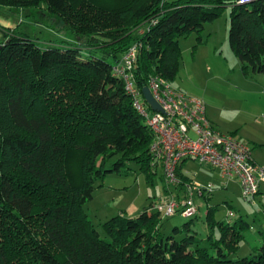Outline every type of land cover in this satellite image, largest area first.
<instances>
[{
	"label": "trees",
	"instance_id": "obj_1",
	"mask_svg": "<svg viewBox=\"0 0 264 264\" xmlns=\"http://www.w3.org/2000/svg\"><path fill=\"white\" fill-rule=\"evenodd\" d=\"M119 4L113 13L96 0H0L2 7L42 5L81 42L41 45L12 34L0 43V264H264V235L249 255L237 256L249 222L217 220L213 206L204 219L209 245L191 229V219L161 231V213L150 205L135 216L106 219L104 237L87 216L83 204L96 179L126 169L128 161L149 178L162 170L152 164V131L113 71L131 45L141 43L133 67L138 88L155 75L171 83L178 40L229 5L232 52L245 74L264 73V0ZM181 168L183 194L191 178Z\"/></svg>",
	"mask_w": 264,
	"mask_h": 264
},
{
	"label": "rangeland",
	"instance_id": "obj_2",
	"mask_svg": "<svg viewBox=\"0 0 264 264\" xmlns=\"http://www.w3.org/2000/svg\"><path fill=\"white\" fill-rule=\"evenodd\" d=\"M96 1L108 3L113 13L120 5L119 0ZM230 12L231 6L223 7L219 17L206 22L201 31L191 32L178 40L181 51L179 67L170 85L172 89L202 101L212 127L222 133L235 134L249 146L253 163L264 168V73L243 72L229 45ZM12 34L28 36L41 45H81L80 40L42 5L28 8L0 6V43ZM114 160L110 158L106 167L111 166ZM125 168L96 179L92 198L83 204L87 216L103 237L105 233L101 223L106 219L117 214L135 216L149 205L152 209L161 196L168 193L160 168L151 178L135 162L128 161ZM181 171L191 178L189 183L211 184L212 192L208 198L196 192L193 194L197 212L191 217L160 212L161 231L169 233L173 226H181L191 219V229L202 238L203 245H209V228L204 219L207 205L213 206L216 207L214 216L217 220H233L241 216L249 222L236 255L242 257L254 251L264 235V182L259 185L261 193L251 203L242 197L236 178H225L204 163L189 160L182 164ZM170 188L175 196H181L178 186ZM227 204L232 207L233 216H228L231 209ZM213 233L217 236L216 229Z\"/></svg>",
	"mask_w": 264,
	"mask_h": 264
},
{
	"label": "built area",
	"instance_id": "obj_3",
	"mask_svg": "<svg viewBox=\"0 0 264 264\" xmlns=\"http://www.w3.org/2000/svg\"><path fill=\"white\" fill-rule=\"evenodd\" d=\"M250 1L236 0V3ZM140 47L141 43L138 42L131 45L115 63L113 71L123 80L124 89L134 108L153 134L149 146L152 164H159L162 168L168 193L161 196L152 209L163 215L178 213L186 218L197 212L193 192H209L211 184H185V192L180 197L175 196L170 188L180 182L177 168L187 160L204 163L225 178H236L242 197L249 200L257 193L260 183L264 182V168L253 163L249 146L233 134L222 133L212 127L202 101L172 89L170 83L156 75L149 77L145 85L162 109L154 110L145 101L142 88L137 87L134 79L133 67ZM177 189L181 191V187ZM228 215H232V211L229 210Z\"/></svg>",
	"mask_w": 264,
	"mask_h": 264
},
{
	"label": "water",
	"instance_id": "obj_4",
	"mask_svg": "<svg viewBox=\"0 0 264 264\" xmlns=\"http://www.w3.org/2000/svg\"><path fill=\"white\" fill-rule=\"evenodd\" d=\"M142 94L145 99V101L154 109L158 111H162L160 105L156 102V100L153 98L148 86L142 87Z\"/></svg>",
	"mask_w": 264,
	"mask_h": 264
},
{
	"label": "crops",
	"instance_id": "obj_5",
	"mask_svg": "<svg viewBox=\"0 0 264 264\" xmlns=\"http://www.w3.org/2000/svg\"><path fill=\"white\" fill-rule=\"evenodd\" d=\"M205 114H206V108H205ZM206 117H207V115H206ZM208 118V117H207ZM208 120L212 123V121L208 118ZM213 124V123H212ZM215 129H217L216 127H214ZM218 130V129H217ZM234 136H236L235 134H233ZM187 161H189V160H187ZM187 161H184V162H187ZM184 162H182L181 163V166H182V164L184 163ZM259 192H260V189H259ZM180 195H182V194H180Z\"/></svg>",
	"mask_w": 264,
	"mask_h": 264
}]
</instances>
